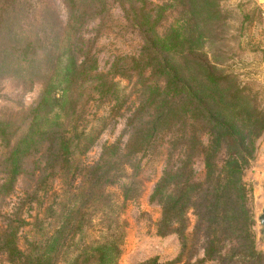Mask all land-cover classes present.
Returning a JSON list of instances; mask_svg holds the SVG:
<instances>
[{
	"label": "trees",
	"instance_id": "16d2710c",
	"mask_svg": "<svg viewBox=\"0 0 264 264\" xmlns=\"http://www.w3.org/2000/svg\"><path fill=\"white\" fill-rule=\"evenodd\" d=\"M61 2L63 21L48 5L0 0V78L22 90L40 84L30 104L0 114V204L25 181L0 207V264H118L120 214L144 191L139 156L158 148L163 163L148 194L159 207L154 232L175 233L179 250L133 264H264L244 179L264 131V102L231 69L219 0ZM109 2L141 43L100 69L83 30L94 17L105 23ZM168 7L176 16L160 29ZM93 99L107 106L103 113L88 111ZM124 110L125 140L81 161ZM117 180L116 194L107 186ZM199 247L202 256L190 261Z\"/></svg>",
	"mask_w": 264,
	"mask_h": 264
},
{
	"label": "rangeland",
	"instance_id": "374dc122",
	"mask_svg": "<svg viewBox=\"0 0 264 264\" xmlns=\"http://www.w3.org/2000/svg\"><path fill=\"white\" fill-rule=\"evenodd\" d=\"M37 6L48 5L58 15L60 21L65 18V10L61 0H30ZM153 2L160 0H152ZM219 6L225 14V45L231 55L229 63L231 69L237 72L239 79L264 102V7L255 0H219ZM109 18L99 26V19H89L83 33L93 38L92 50L96 54L97 64L100 69L106 68L116 53L134 54L138 51L141 40L137 31L130 27L123 19L120 6L115 2H109ZM176 16L175 7H168L165 17L159 28H164ZM40 89L39 82L32 87L22 90L11 77L0 78V114L16 111L30 104ZM88 111L95 108L103 113L107 106L98 103L95 99L87 103ZM86 113V117L93 119L94 113ZM95 113V114H100ZM127 110L110 118L98 133L93 144L81 155L80 160L90 162L94 160L101 145L119 139L123 142L127 135L125 129V116ZM159 149L147 150L139 156L140 175L144 183V191L138 201H129L125 204L120 216L125 219V237L121 245V253L118 264H133L148 256H156L159 261L173 258L179 250V241L175 233L157 235L154 232V220L158 216V205L148 199L153 181L160 173L163 154ZM253 160V159H252ZM251 165V161H250ZM250 165L244 169V179L253 184V174ZM194 168L201 172L202 163L196 159ZM120 181L117 180L107 186L111 192L117 194ZM57 182L56 180L54 181ZM25 181L19 178L16 182V190L7 196L0 207L5 209L16 200L24 187ZM57 186V185H56ZM255 191L252 194V210L254 218L258 212L260 197ZM96 221V219H94ZM255 244L264 251V243L259 234V224L255 218ZM202 256L201 248L195 250L190 261ZM215 260L199 261L197 264H215Z\"/></svg>",
	"mask_w": 264,
	"mask_h": 264
},
{
	"label": "crops",
	"instance_id": "0c3cea01",
	"mask_svg": "<svg viewBox=\"0 0 264 264\" xmlns=\"http://www.w3.org/2000/svg\"><path fill=\"white\" fill-rule=\"evenodd\" d=\"M264 7V0H255ZM251 160L250 169L253 174L252 194L257 192L258 197L264 199V131L256 139L254 157Z\"/></svg>",
	"mask_w": 264,
	"mask_h": 264
},
{
	"label": "water",
	"instance_id": "95a60500",
	"mask_svg": "<svg viewBox=\"0 0 264 264\" xmlns=\"http://www.w3.org/2000/svg\"><path fill=\"white\" fill-rule=\"evenodd\" d=\"M259 207H258V212L255 216L257 223L259 224V229H258V234L264 243V199L259 198Z\"/></svg>",
	"mask_w": 264,
	"mask_h": 264
}]
</instances>
